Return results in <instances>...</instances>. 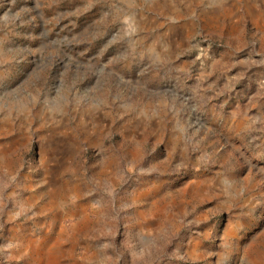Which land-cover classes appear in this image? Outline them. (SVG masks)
<instances>
[{
    "label": "rangeland",
    "instance_id": "1",
    "mask_svg": "<svg viewBox=\"0 0 264 264\" xmlns=\"http://www.w3.org/2000/svg\"><path fill=\"white\" fill-rule=\"evenodd\" d=\"M49 255L264 264V0H0V264Z\"/></svg>",
    "mask_w": 264,
    "mask_h": 264
},
{
    "label": "bare ground",
    "instance_id": "2",
    "mask_svg": "<svg viewBox=\"0 0 264 264\" xmlns=\"http://www.w3.org/2000/svg\"><path fill=\"white\" fill-rule=\"evenodd\" d=\"M57 248V245L54 244L50 247V252H54ZM46 261H48L47 264H56L57 262V257L55 255H49L47 258H46Z\"/></svg>",
    "mask_w": 264,
    "mask_h": 264
},
{
    "label": "crops",
    "instance_id": "3",
    "mask_svg": "<svg viewBox=\"0 0 264 264\" xmlns=\"http://www.w3.org/2000/svg\"><path fill=\"white\" fill-rule=\"evenodd\" d=\"M197 2H199V1H197ZM251 8V7H250ZM248 9H249V7H248ZM254 11V10H253ZM205 12V11H204ZM255 12V11H254ZM256 13V12H255ZM212 17H215V16H212Z\"/></svg>",
    "mask_w": 264,
    "mask_h": 264
}]
</instances>
